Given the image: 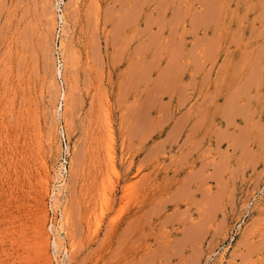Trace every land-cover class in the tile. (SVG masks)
Returning a JSON list of instances; mask_svg holds the SVG:
<instances>
[{"label": "rangeland", "instance_id": "obj_1", "mask_svg": "<svg viewBox=\"0 0 264 264\" xmlns=\"http://www.w3.org/2000/svg\"><path fill=\"white\" fill-rule=\"evenodd\" d=\"M0 264H264V0H0Z\"/></svg>", "mask_w": 264, "mask_h": 264}, {"label": "built area", "instance_id": "obj_2", "mask_svg": "<svg viewBox=\"0 0 264 264\" xmlns=\"http://www.w3.org/2000/svg\"><path fill=\"white\" fill-rule=\"evenodd\" d=\"M63 4H64V0H58V5L60 7V10H62ZM61 23H62V19H61ZM61 141H62V143H63V145L65 147L64 155H63V158H64V169L67 170V166H68V163H69L68 157H69L70 146H69V141H68V138L66 136L65 131L62 132ZM252 198H254V196ZM252 198H251V201H252ZM253 203H254V200L252 201L251 204H253ZM52 211H53V213H52V220H51V230L54 231L55 227H56V214H55L54 209H52ZM246 217H247V215L244 214L242 219L237 221L234 224L233 229L231 231L232 240L235 239V237L240 233V229L243 227Z\"/></svg>", "mask_w": 264, "mask_h": 264}, {"label": "bare ground", "instance_id": "obj_3", "mask_svg": "<svg viewBox=\"0 0 264 264\" xmlns=\"http://www.w3.org/2000/svg\"><path fill=\"white\" fill-rule=\"evenodd\" d=\"M113 152V151H112Z\"/></svg>", "mask_w": 264, "mask_h": 264}]
</instances>
